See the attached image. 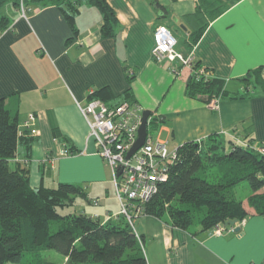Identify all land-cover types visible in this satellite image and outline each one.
<instances>
[{"label":"crops","instance_id":"crops-1","mask_svg":"<svg viewBox=\"0 0 264 264\" xmlns=\"http://www.w3.org/2000/svg\"><path fill=\"white\" fill-rule=\"evenodd\" d=\"M106 1L118 19L113 37L103 35V14L87 0L76 16V30L55 5H32L35 12L23 17L10 3L2 13L12 28L0 31V99L18 104L20 132L35 116L29 130L34 141L19 143L11 167H26L34 189L61 183L83 187L90 202L82 200L80 210L98 215L102 223L117 219L120 204L112 170L80 109L92 92L107 87L110 105H117L130 86L131 100L161 122L152 136L171 141L172 149L215 134L264 147V88L256 80L260 75L264 82V0H224L229 2L224 9L223 0H158V9L151 0ZM198 12L201 25L189 18ZM171 16L186 31L178 51L225 81L228 97L217 110L187 96L192 69L153 57V34L159 25L170 29L164 22ZM191 23L204 27L194 46L188 44ZM52 125L69 143L56 137ZM61 149L72 154L61 156ZM248 210L242 225L219 235L213 229L176 228L151 215L136 218L135 231L148 264H264V214ZM52 256L57 264L67 261Z\"/></svg>","mask_w":264,"mask_h":264},{"label":"trees","instance_id":"trees-1","mask_svg":"<svg viewBox=\"0 0 264 264\" xmlns=\"http://www.w3.org/2000/svg\"><path fill=\"white\" fill-rule=\"evenodd\" d=\"M20 1L0 0L1 32L11 26L2 9L10 3L20 8ZM84 1L24 0L30 7L55 5L73 30ZM87 1L103 14V35L115 36L118 19L112 7L106 0ZM151 1L157 9L162 6L158 0ZM200 16L198 12L189 18L197 24L203 20ZM194 23L188 43L191 46L198 43L204 29L194 27ZM210 73L200 62H193L186 85L188 97L206 104L228 97L225 81ZM256 80L264 88L260 75ZM131 96L129 86L120 103H135ZM90 98L113 104L107 87L90 94ZM17 105L0 99V264H57L52 255H44L48 251L66 257L65 264H148L142 239L124 216L102 223L98 215L75 209L80 199L90 202L83 187L61 183L57 188L34 189L26 167H11L19 143L31 145L34 141L32 131L19 130ZM160 123L158 117L151 118L148 131L153 132ZM52 130L57 138L69 143L57 126L52 125ZM241 142L215 134L178 147V159L168 164V178L145 204L144 215L167 220L176 228L206 231L217 224L244 220L250 214L248 209L264 214V153L254 149L257 145L251 139ZM66 150L72 154L71 149ZM243 184L252 193L246 201L235 191Z\"/></svg>","mask_w":264,"mask_h":264},{"label":"built area","instance_id":"built-area-1","mask_svg":"<svg viewBox=\"0 0 264 264\" xmlns=\"http://www.w3.org/2000/svg\"><path fill=\"white\" fill-rule=\"evenodd\" d=\"M20 10L23 17H27L30 12H35L32 7L25 4L24 0L20 1ZM153 38L152 54L156 61L173 62L178 60L182 66L193 70V57L191 55L184 56L177 50L178 40L170 29L159 25ZM202 73L204 71H201L200 75ZM219 102V98L213 99L208 103V106L217 110ZM80 109L88 122L90 136L95 139L98 145L99 154L107 161L112 170V182L120 204L117 216H124L135 230V219L144 215L145 204L158 192L160 185L167 180L168 164L174 163L178 159V148L170 150L167 142L155 141L148 131L144 145L127 160V153L137 139L144 109L136 102L108 105L98 98H90L88 104L85 107L80 106ZM34 124L35 116L30 115L23 126L26 130H31ZM237 142L242 143L241 141ZM254 149L259 153H264V147L256 146ZM59 154L66 156L70 153L66 149H61ZM243 223L244 221L241 222V225ZM234 227L225 228L217 224L212 229L219 235L228 229L234 231ZM137 236L140 240V236L138 234Z\"/></svg>","mask_w":264,"mask_h":264},{"label":"rangeland","instance_id":"rangeland-1","mask_svg":"<svg viewBox=\"0 0 264 264\" xmlns=\"http://www.w3.org/2000/svg\"><path fill=\"white\" fill-rule=\"evenodd\" d=\"M224 1V0H223ZM228 1L226 2V1H224L223 2V4H222V7L221 8H225L226 6H228ZM225 5V6H224ZM209 16H210V14H209ZM202 22V20L200 21V25L202 24L201 23ZM204 22V21H203ZM165 24H167L169 27H170V29L172 30L171 32H173V35H175L176 36V38H178V40H179V45H178V47H177V50L179 49V48H181V46H185L184 45V42H185V39H186V37H185V34H186V31L183 29V27L180 25V24H178L176 21H175V19H174V17L173 16H171L166 22H164ZM150 134L152 133V131H151V129H150V132H149ZM154 137H156L155 135H154ZM154 140L155 141H158V140H160V141H164L165 139H160V138H158V136L156 137V138H154ZM166 142V141H165ZM170 144L168 145V148L170 149V150H172V144H171V141H168ZM258 147V146H257ZM235 191H236V194H237V197L239 198V199H241V200H244V201H246L247 200V198L252 194L251 193V190H250V188H249V186L247 185V184H243V185H241V186H238L236 189H235ZM82 203H84L85 204V202H83L81 199H80V201H79V205H78V207H76L75 209L76 210H80V209H82ZM75 212V211H74ZM45 253V252H44ZM51 253V254H50ZM59 255V254H57L55 251H48V252H46L44 255L45 256H47L48 258H50V255Z\"/></svg>","mask_w":264,"mask_h":264},{"label":"water","instance_id":"water-1","mask_svg":"<svg viewBox=\"0 0 264 264\" xmlns=\"http://www.w3.org/2000/svg\"><path fill=\"white\" fill-rule=\"evenodd\" d=\"M151 117H152V111L150 110L143 111L142 123L138 130V136H137L135 143L133 144V146L130 148V150L127 153V156H126L127 160H129L144 145L147 134H148V129H149L148 126H149V121ZM236 223H237V220H231V221H228L225 225L235 226ZM240 230L241 228L237 227L235 229V232L239 233Z\"/></svg>","mask_w":264,"mask_h":264},{"label":"bare ground","instance_id":"bare-ground-1","mask_svg":"<svg viewBox=\"0 0 264 264\" xmlns=\"http://www.w3.org/2000/svg\"><path fill=\"white\" fill-rule=\"evenodd\" d=\"M241 222H242V221H240V222L237 221L236 225H237L238 223H241ZM220 225H222V226L225 227V228L228 227V226H232V225H228V226H226V225H223V224H220Z\"/></svg>","mask_w":264,"mask_h":264}]
</instances>
